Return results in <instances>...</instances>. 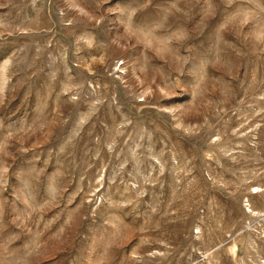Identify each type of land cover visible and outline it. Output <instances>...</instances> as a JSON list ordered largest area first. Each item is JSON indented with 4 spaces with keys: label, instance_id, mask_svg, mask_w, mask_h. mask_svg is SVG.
Here are the masks:
<instances>
[{
    "label": "rangeland",
    "instance_id": "1",
    "mask_svg": "<svg viewBox=\"0 0 264 264\" xmlns=\"http://www.w3.org/2000/svg\"><path fill=\"white\" fill-rule=\"evenodd\" d=\"M0 264H264V0H0Z\"/></svg>",
    "mask_w": 264,
    "mask_h": 264
}]
</instances>
